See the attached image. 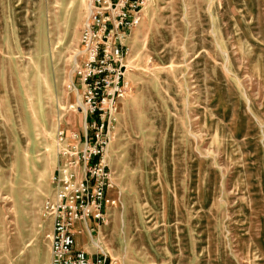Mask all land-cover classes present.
<instances>
[{"label":"rangeland","instance_id":"374dc122","mask_svg":"<svg viewBox=\"0 0 264 264\" xmlns=\"http://www.w3.org/2000/svg\"><path fill=\"white\" fill-rule=\"evenodd\" d=\"M89 4L0 0V264L50 263L60 149L96 120L76 74ZM141 13L97 67L114 203L99 233L75 225L76 245L110 264H264V0Z\"/></svg>","mask_w":264,"mask_h":264},{"label":"built area","instance_id":"2783aa9c","mask_svg":"<svg viewBox=\"0 0 264 264\" xmlns=\"http://www.w3.org/2000/svg\"><path fill=\"white\" fill-rule=\"evenodd\" d=\"M152 0H90L88 16L85 20L80 43V60L76 63V74L88 88V103L92 106L93 120L91 136L87 133L83 148L77 145L60 149L65 159L57 167L53 177V193L44 202L45 214L52 220V229L48 234L50 241L49 264H110V256L103 248H98L95 258L77 247L75 225L89 220L98 228L107 223V207L114 203L108 197L113 186L112 176L105 162V141L101 133L104 124L100 120V108L95 99H99L102 87L98 79L104 69H98L111 57L123 55V49L116 45L120 34L140 24L142 10ZM118 42V41H117ZM119 82V81H118ZM109 85V84H108ZM107 85V86H108ZM96 104V105H95ZM94 105V106H93ZM88 129V127H87ZM60 141L66 133H59ZM71 138L78 140V134ZM99 236V235H98ZM97 236V237H98Z\"/></svg>","mask_w":264,"mask_h":264},{"label":"crops","instance_id":"0c3cea01","mask_svg":"<svg viewBox=\"0 0 264 264\" xmlns=\"http://www.w3.org/2000/svg\"><path fill=\"white\" fill-rule=\"evenodd\" d=\"M96 224V223H95ZM88 225H89V223H88ZM90 226V225H89ZM90 232V231H89ZM90 234L92 235V233L90 232ZM78 248H80V249H83V250H85V251H87L88 253H89V250L87 249V247L85 246V245H83V243L82 242H80V245L78 246ZM49 261H50V252H49Z\"/></svg>","mask_w":264,"mask_h":264}]
</instances>
